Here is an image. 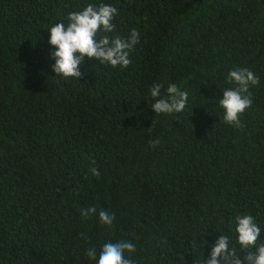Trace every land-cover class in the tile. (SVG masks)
Returning a JSON list of instances; mask_svg holds the SVG:
<instances>
[{
	"label": "trees",
	"instance_id": "1",
	"mask_svg": "<svg viewBox=\"0 0 264 264\" xmlns=\"http://www.w3.org/2000/svg\"><path fill=\"white\" fill-rule=\"evenodd\" d=\"M88 4L117 8L111 37L140 33L131 63L55 76L47 30ZM236 68L259 77L242 127L217 102ZM172 83L186 107L154 114ZM243 215L264 244V0H0V264H96L118 241L133 264H202L219 236L243 260Z\"/></svg>",
	"mask_w": 264,
	"mask_h": 264
},
{
	"label": "clouds",
	"instance_id": "2",
	"mask_svg": "<svg viewBox=\"0 0 264 264\" xmlns=\"http://www.w3.org/2000/svg\"><path fill=\"white\" fill-rule=\"evenodd\" d=\"M117 15V8L112 5L88 4L81 11L69 13L68 23H56L47 31L49 33L48 44L55 49L51 53V59L55 61L52 72L55 76L68 79H80L85 73L80 67L85 58L99 61L113 68L119 66L126 68L131 60L129 54L135 45L139 43L140 33L132 29L128 37H111L109 34L115 31L113 20ZM230 82L234 88L224 90L218 106L223 110L224 123L242 127L240 116L251 107L252 99L249 88L259 83L257 77L249 69L236 68L228 73ZM162 84H154L150 89V96L154 99L151 111L154 114L179 113L186 107L188 93L182 91L175 83L169 84L166 93L162 96ZM159 141H151L155 147ZM95 164V161L92 162ZM93 176L99 177L100 173L95 168L90 169ZM97 216L99 223L111 226L115 215L95 206L81 210L82 217ZM235 234L237 243L242 249L256 250L248 252L243 260L236 255L234 248L229 247V239L219 236L211 248L209 258L202 260V264H264V244L256 247V241L261 229L251 215L237 216L235 219ZM135 244L130 241H118L106 243L102 246L96 264H133L131 258H126L125 253H133ZM89 259L97 257L95 247L87 253Z\"/></svg>",
	"mask_w": 264,
	"mask_h": 264
}]
</instances>
